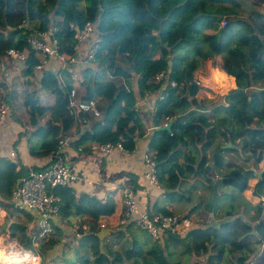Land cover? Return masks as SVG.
<instances>
[{
	"label": "trees",
	"instance_id": "trees-1",
	"mask_svg": "<svg viewBox=\"0 0 264 264\" xmlns=\"http://www.w3.org/2000/svg\"><path fill=\"white\" fill-rule=\"evenodd\" d=\"M13 1L0 0V60L8 57L11 49L27 52L22 78L28 80L25 84L30 89L20 96L19 85L11 89L0 81V104L10 107L9 117L22 129L13 145L18 169L0 166L2 235L12 239L23 227L20 233L30 243L26 248L34 250L27 235L34 215L5 210L7 196L31 171L17 151L22 140H26L31 158L47 159L49 166L70 131L76 134L71 143L77 155L74 160L92 156L95 145L121 144L134 154L137 141L152 132L146 152L156 165L166 201L189 204L192 209L187 218L201 211L205 222L209 214L221 211L232 220L218 228L193 229L186 238L167 235L162 242L142 244L136 234L129 233L133 248L120 252L114 247L120 245V230L126 226L120 225L122 217L117 213L121 201L118 192L103 201L78 194L74 186H55L50 192L59 199V222L83 219L77 246L84 255H80L79 264H122L127 260L133 264L138 260L143 264H172L180 247L182 256H208V264H221L226 256H235L236 264L251 263L264 244V212L259 204L254 227L239 214L246 207L243 194L249 181L258 178L264 161V14L249 11L257 20L245 17L249 12L238 0H23L25 21L10 30L8 15L15 9ZM87 23L95 24L96 52L93 60L79 69L82 82L77 101L96 99L98 117L81 111L71 113V71L76 69L54 71L51 61L58 60L51 58L38 72L43 57L27 43L31 32L49 33L56 28L59 54L75 57V35ZM213 58L236 87L226 99L230 108L218 105L208 113L191 98L195 93L192 83L204 61ZM37 72L42 75L39 89L34 88ZM167 72L176 87L162 89L163 99L156 100L147 112L150 118L145 119L138 99L159 93L154 81ZM83 120L86 123L81 124ZM228 144L233 148L222 149ZM240 152L245 165L229 163L230 171L221 173L227 163L222 155ZM249 163L252 170L246 165ZM32 170L42 169L33 166ZM261 174L259 194L264 195V172ZM127 187L134 193L139 190L136 176ZM152 211L173 214L158 206ZM131 228L127 226L128 232ZM104 229L112 232L115 239L111 243L100 237ZM55 230L61 231L58 226ZM37 244L43 257L59 240ZM142 247L147 250L142 251ZM89 253L95 263L90 262Z\"/></svg>",
	"mask_w": 264,
	"mask_h": 264
},
{
	"label": "built area",
	"instance_id": "built-area-1",
	"mask_svg": "<svg viewBox=\"0 0 264 264\" xmlns=\"http://www.w3.org/2000/svg\"><path fill=\"white\" fill-rule=\"evenodd\" d=\"M56 32V28L49 33L38 34L31 32L27 38V43L31 46L32 50L43 57V64L36 68L38 72L46 66L48 60L51 58H57L63 70L71 71L72 65L76 62L77 55L81 54L84 46L87 47L86 63L88 64L93 60L94 53L96 52V48L94 47V23H87L82 30H77V34L75 35L77 45L73 49L75 57L59 54V42L54 38V33ZM7 56L13 61L20 62L25 68L27 67V52H19L11 49L7 52ZM214 60L213 58L204 61V65L207 66L208 62L212 65L206 73V79L201 80L196 78L192 83L195 93L191 98L197 100L202 106L201 108L208 113L218 105H224L225 108H230V104L226 99L236 87L233 78L226 72L223 66L215 65ZM71 73L73 84V88L70 90L71 113L75 114L81 111L83 113H91L95 117L100 116L98 101L96 99L88 102L77 101V89L82 79L78 69L71 71ZM154 84L160 87L161 91L156 95L157 99L161 100L163 99L162 89L164 91L169 86L172 88L176 87V83L170 82L169 72L159 74ZM144 104V102H140L138 105L141 107ZM9 115L10 107L5 103H1L0 127ZM80 123H86V120L80 121ZM68 142V140H65L59 143V149L56 154L57 158L54 162L52 161L49 166L41 171L31 170L10 193V206L12 210L15 212L27 211L35 217L37 230L33 233L30 231L27 233L34 245L38 241L47 239L54 231V219L59 213V199L51 194L50 189L55 186L72 187L81 180V177L65 161L64 149L68 146ZM91 151L93 154L105 157L111 156L116 152L124 156L131 155L121 144L116 146L111 144L102 146L95 145L92 146ZM142 161L145 167L144 176L146 181L149 186L159 190L156 165L147 152L143 155ZM87 183L92 184V181L88 180ZM122 196L125 212L121 225L133 226L154 242H162L167 235L186 238L194 229V222L190 218L165 215L160 212L141 211L136 194L129 187H126L122 191ZM259 204L264 212V196L260 197ZM14 247L10 252H3L0 264H42V257L37 252L31 251V249L24 250L15 245ZM262 249H264V244L262 245ZM250 264L255 263L252 262Z\"/></svg>",
	"mask_w": 264,
	"mask_h": 264
},
{
	"label": "crops",
	"instance_id": "crops-1",
	"mask_svg": "<svg viewBox=\"0 0 264 264\" xmlns=\"http://www.w3.org/2000/svg\"><path fill=\"white\" fill-rule=\"evenodd\" d=\"M13 16V14H11ZM22 26V25H21ZM10 27V25H9ZM10 29V28H9ZM12 30V29H10ZM87 56V47L84 46L81 50V54L77 55L76 62L74 65H72L71 69H82L84 68L87 63L85 61V57ZM211 63H207V66L210 67ZM51 69L54 71H58L59 68L62 69V65L59 61L52 60L51 61ZM25 67L23 64H21L18 61H13L9 59L8 57H3V60H0V81L3 82L7 87H17V95H22L23 91H27V89H30L25 84L28 80H24L22 78V69ZM41 73L37 72V79L34 80V88L39 89L40 84L39 81L41 79ZM21 83V84H20ZM23 85V86H21ZM264 87V85H263ZM141 100V99H140ZM157 100V95H151L145 99H143V102L145 103L144 106H142L143 111H141L142 116H147V112H150L153 109V105ZM141 108V109H142ZM146 114V115H145ZM150 118V116H147ZM9 118V117H8ZM147 118V119H148ZM22 131L20 126L14 122H12L9 119H6L2 126L0 127V166L4 165L7 166L6 168L9 169H18L17 166V158H16V151L14 150V143L17 140L18 134ZM153 133L150 132L148 137L142 140L137 141V150L134 154H131L130 156H124L120 153H114L111 156H102L93 154L92 156L80 159V160H74L77 155L74 152V150L71 148V143L76 137V134L74 131H70L68 133V146L64 149V157L65 161L71 166L73 171L77 173L81 180L74 185L75 190L78 194L81 195H87V196H96L100 200L105 201L110 194L117 193L119 196H121V201L119 202V211L117 212L120 217L122 210H125L124 203H122V191L129 186V183L131 182V177L136 176L138 179V185L139 190L135 193L136 197L139 201V207L141 211H151L153 212L154 206H158L160 208L166 209L169 212L173 213L172 215L185 217L186 215H189L192 207L189 206L187 203H175V202H168L165 199V196L163 195V191L157 190L151 186H149L148 182L145 179L144 173H145V167L142 161L143 155L147 151L148 143L150 140V137H152ZM227 146V145H226ZM225 147V146H224ZM222 149H225V148ZM233 148V146L231 147ZM230 149V148H228ZM18 153L21 157L23 165H25L28 169H31L34 167H37L39 169H44L46 166H48L47 159H33L29 156L28 148H27V142L26 140H22L20 143V146L18 148ZM222 157L225 158L227 161L226 165L223 167V169L220 171L221 173H227L230 171L232 167H229V163L232 165H245L242 157V153L240 154H225L222 155ZM231 158H234V160H231ZM74 160V161H73ZM250 169L252 170L251 164H246ZM261 171L260 173L264 172V161L260 165ZM248 170V169H246ZM261 177L258 176V178L251 179L249 181V188L248 190L243 194V198L246 201V207L242 208L240 210V216L242 219H244L247 223H249L251 226L254 225V219L256 217V208L259 206V199L261 196H264L263 194H259V186L261 184ZM88 180L92 181V184L87 183ZM124 212V211H123ZM201 211H197L194 214H192L190 219L194 222V229H204L206 227H220L225 222H228L229 220H232L225 216L224 213L221 211L217 214H209L207 221L203 222L202 218L200 217ZM264 214V213H263ZM118 215H116V218H119ZM123 215V214H122ZM196 215L198 218H196ZM22 224L25 225L24 219L21 218ZM71 223H64L61 224L59 222L58 217L54 219V231L51 236H49L47 241L49 240H59V244H57L55 247L48 250L46 253L43 254L42 260L46 262V264H79L80 261V255L83 256L84 254L79 253L77 243L81 240V236L79 233V227L80 224L83 222V219L80 218H73L71 220ZM122 221V218L121 220ZM72 224V225H71ZM121 225V222H120ZM61 229L55 230V227ZM32 229L33 231H30L31 233L35 232L37 230V225L34 220L32 223ZM29 227V228H31ZM36 230L34 231V229ZM132 232H128L127 226L123 227L120 231H122L123 235L120 236V239L118 240L120 245H117L114 247L115 251H122L121 249H131L133 248V237L130 236L129 233L136 234V236L139 238L140 243H145L146 241L152 240L144 235L142 232H138L136 228H131ZM108 234L101 237L103 240L107 239L106 242L111 243L115 238L112 237V232L108 230ZM102 233V232H101ZM36 245V244H35ZM37 247H34V251L38 252V244ZM124 246V247H123ZM128 247V248H126ZM142 251H146L147 249L142 247ZM175 250V254L172 261V264H208V256H182L181 255V249ZM39 253V252H38ZM104 255H107L103 251ZM261 252L259 253V255ZM90 262H94V259L91 258V254H87ZM259 255L252 260L253 263H257V258ZM42 261V263H43ZM139 263L137 264H143V260H138ZM251 262V263H252ZM236 257L235 256H226L224 262L221 264H236ZM122 264H133V260H127ZM250 264V263H249Z\"/></svg>",
	"mask_w": 264,
	"mask_h": 264
},
{
	"label": "rangeland",
	"instance_id": "rangeland-1",
	"mask_svg": "<svg viewBox=\"0 0 264 264\" xmlns=\"http://www.w3.org/2000/svg\"><path fill=\"white\" fill-rule=\"evenodd\" d=\"M238 1L242 5V9L243 10H246L248 12L249 11L250 12H260V13L264 14V0H238ZM13 6H14L15 9L12 10L9 13V15H8V24L10 25L9 28L12 29V30L15 29V28L21 27V25H23V22L25 21V20H23V15H24L23 0H15V1H13ZM250 12L248 14H246L245 17H249L252 20H257L256 19L257 17L254 15V13H250ZM11 14H13V16ZM0 18H1V11H0ZM32 25L36 26V24H32ZM214 62H215V65L216 64H217V66L220 65L217 60H214ZM210 67H212V65H210ZM210 67L204 65V63H203V67L196 74V78H199L201 80H203V79L205 80L206 79V75H207L206 73H207V71L209 70ZM140 102H143V99L142 100L138 99V104ZM144 118L147 119L146 116ZM7 119H9L12 122H14L11 119V117H9ZM10 202H11V199H10L9 196H7V206L5 207V210L12 212V209H11V206H10ZM2 213H3V211H2ZM198 216L196 215V218H198ZM31 226H32V223L28 225L29 231H33ZM29 227H31V228H29ZM22 228L23 227H21L19 229V231L17 232V234H15V236L11 237L12 239H8L7 236L2 235L1 230H0V244H1L0 246L6 247V246H8L9 243H11V244H13L16 247H19L21 249L29 250V249L26 248V246H29V244H30L29 241L28 240H24L23 237H22V234L20 233ZM132 228H133V226H132ZM35 230H36V228L34 229V231ZM11 244H9V245L12 246ZM36 245H34L35 248L37 247ZM32 250L33 249L31 248V251ZM257 263L258 264H264V249L261 250V254L257 258Z\"/></svg>",
	"mask_w": 264,
	"mask_h": 264
},
{
	"label": "bare ground",
	"instance_id": "bare-ground-1",
	"mask_svg": "<svg viewBox=\"0 0 264 264\" xmlns=\"http://www.w3.org/2000/svg\"><path fill=\"white\" fill-rule=\"evenodd\" d=\"M159 190H160V188H159ZM1 222H2V209L0 208V223ZM9 244H11V243H9ZM9 244L6 247L0 246V259L2 257L3 252L7 253V252H10L13 248H15L13 244H11L12 246H10ZM17 251H19V250H17Z\"/></svg>",
	"mask_w": 264,
	"mask_h": 264
},
{
	"label": "water",
	"instance_id": "water-1",
	"mask_svg": "<svg viewBox=\"0 0 264 264\" xmlns=\"http://www.w3.org/2000/svg\"><path fill=\"white\" fill-rule=\"evenodd\" d=\"M231 147H232V145H231V144H228V145L225 146L224 148H231ZM261 175H262L261 173L258 174L259 177H261ZM108 232H109L108 230L104 229V230L102 231L100 237H103V236L107 235Z\"/></svg>",
	"mask_w": 264,
	"mask_h": 264
},
{
	"label": "clouds",
	"instance_id": "clouds-1",
	"mask_svg": "<svg viewBox=\"0 0 264 264\" xmlns=\"http://www.w3.org/2000/svg\"><path fill=\"white\" fill-rule=\"evenodd\" d=\"M46 168V167H45ZM20 182V181H19ZM29 231V230H28ZM37 244V243H36Z\"/></svg>",
	"mask_w": 264,
	"mask_h": 264
}]
</instances>
